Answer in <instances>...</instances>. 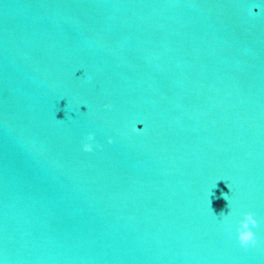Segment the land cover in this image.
<instances>
[{
	"label": "water",
	"instance_id": "95a60500",
	"mask_svg": "<svg viewBox=\"0 0 264 264\" xmlns=\"http://www.w3.org/2000/svg\"><path fill=\"white\" fill-rule=\"evenodd\" d=\"M0 264H264V0H0Z\"/></svg>",
	"mask_w": 264,
	"mask_h": 264
},
{
	"label": "clouds",
	"instance_id": "9594fccd",
	"mask_svg": "<svg viewBox=\"0 0 264 264\" xmlns=\"http://www.w3.org/2000/svg\"><path fill=\"white\" fill-rule=\"evenodd\" d=\"M105 107H110V105H105ZM94 138V133H87L85 142L82 144V148L84 151H92L93 145L91 141ZM109 143L112 142V138H108ZM244 219L239 222V226L237 227L238 240L242 246H247L249 243H255V234L251 230V226H256L258 221L254 217L252 212L243 213Z\"/></svg>",
	"mask_w": 264,
	"mask_h": 264
}]
</instances>
